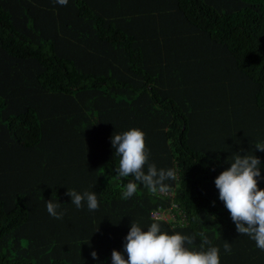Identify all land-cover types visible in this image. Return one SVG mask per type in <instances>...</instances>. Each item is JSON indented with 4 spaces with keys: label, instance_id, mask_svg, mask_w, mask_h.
Listing matches in <instances>:
<instances>
[{
    "label": "trees",
    "instance_id": "obj_1",
    "mask_svg": "<svg viewBox=\"0 0 264 264\" xmlns=\"http://www.w3.org/2000/svg\"><path fill=\"white\" fill-rule=\"evenodd\" d=\"M170 31L178 38L167 40ZM168 51L181 69L163 77L150 57ZM183 125L210 146L187 129L174 137ZM131 129L145 133L148 163L175 170L165 183L184 222L153 219L171 200L142 184L124 198L111 138ZM257 143L264 0H0V264H112L114 249L127 259L132 222L196 234L194 251L207 237L220 264H264L214 183L240 153L260 159L264 189ZM68 190L96 192L98 210L78 209ZM50 199L62 219L48 213Z\"/></svg>",
    "mask_w": 264,
    "mask_h": 264
},
{
    "label": "clouds",
    "instance_id": "obj_2",
    "mask_svg": "<svg viewBox=\"0 0 264 264\" xmlns=\"http://www.w3.org/2000/svg\"><path fill=\"white\" fill-rule=\"evenodd\" d=\"M61 6H66L68 0H56ZM186 126L175 128L174 137L185 134ZM157 130V129H155ZM162 130V129H161ZM167 130V128H166ZM189 135L185 136V138ZM111 145L115 155L120 157L119 167L116 169L117 178L124 183V198H131L137 192L138 184H142L152 193L170 198L167 207H159L152 212L155 220L187 219L182 206L175 200L176 191L170 190V185L165 181L175 180L174 169H157L155 164L148 163L150 151H146L145 133L140 129H131L122 134H115L111 138ZM255 149L264 151V143L254 145ZM147 164V172L145 165ZM261 161L255 155H241L237 153L230 167L222 171L215 178V186L219 190V199L229 211L235 223L236 231L241 235H248L255 240L256 246L264 250V189L258 188V179L261 178ZM134 179L129 180V177ZM71 203L78 209L87 203L89 211L99 208L96 192L68 190ZM48 213L62 219L64 213L59 211L61 203L52 199L46 201ZM215 217H212L214 219ZM143 231L140 225L131 223L130 230L125 237L124 253L113 250L112 264H220V250L211 245V241L204 237L199 244L200 251L192 250L196 245L197 235L169 234L162 231L159 222H153ZM203 236V233L199 234ZM224 250L231 252V243L225 240ZM94 260H98L96 251L90 253ZM102 264V262H101Z\"/></svg>",
    "mask_w": 264,
    "mask_h": 264
},
{
    "label": "rangeland",
    "instance_id": "obj_3",
    "mask_svg": "<svg viewBox=\"0 0 264 264\" xmlns=\"http://www.w3.org/2000/svg\"><path fill=\"white\" fill-rule=\"evenodd\" d=\"M167 40H174L178 38V34L175 32H168L167 34ZM170 58H175V55L171 52H167L166 55L165 54H159L158 56H151L150 57V61H151V65H155L157 68H161V74L164 77L165 75H167L168 73H173V72H177L179 71L181 68L179 67V65H170L167 63L168 59ZM152 65V67H154ZM164 81H166L164 79ZM188 134L191 136L193 143L195 144H199L202 143L205 139V135L204 133L197 131L196 128L193 127H189L188 130ZM206 145L210 146V141L207 137V139H205Z\"/></svg>",
    "mask_w": 264,
    "mask_h": 264
}]
</instances>
